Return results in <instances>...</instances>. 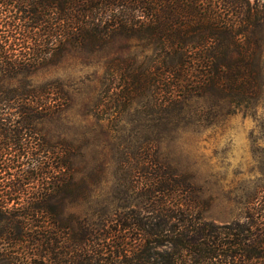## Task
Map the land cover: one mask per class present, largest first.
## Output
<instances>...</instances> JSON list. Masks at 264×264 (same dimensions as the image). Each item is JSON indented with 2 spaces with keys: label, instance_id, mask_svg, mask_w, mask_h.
<instances>
[{
  "label": "trees",
  "instance_id": "obj_1",
  "mask_svg": "<svg viewBox=\"0 0 264 264\" xmlns=\"http://www.w3.org/2000/svg\"><path fill=\"white\" fill-rule=\"evenodd\" d=\"M114 37L141 51L113 59L103 82L121 81L129 101L148 94L155 114H180L208 90L260 103L264 0H0V264H264V148L227 223L203 221L193 186L157 158L142 164L136 207L65 212L66 159L38 126L68 97L57 80L31 78L69 48L95 51Z\"/></svg>",
  "mask_w": 264,
  "mask_h": 264
},
{
  "label": "rangeland",
  "instance_id": "obj_2",
  "mask_svg": "<svg viewBox=\"0 0 264 264\" xmlns=\"http://www.w3.org/2000/svg\"><path fill=\"white\" fill-rule=\"evenodd\" d=\"M140 51L134 40L122 37L95 51L69 48L56 66L31 78L33 85L57 80L68 97L63 109L38 126L55 154L66 159L61 171L69 185L58 194L69 202L65 212L111 215L136 207L138 184L148 177L142 164L152 165L157 158L193 186L202 201L203 221L223 224L238 218L233 202L241 190L252 189L253 168L260 162L255 152L264 148L259 128L264 64L256 106L247 100L232 103L208 90L189 97L180 114L159 115L148 94V100L129 101L121 81L103 82L113 59ZM124 67L119 64L114 70L126 75Z\"/></svg>",
  "mask_w": 264,
  "mask_h": 264
}]
</instances>
